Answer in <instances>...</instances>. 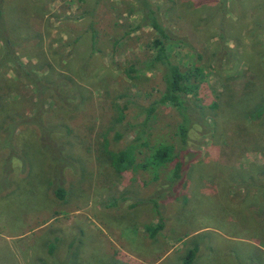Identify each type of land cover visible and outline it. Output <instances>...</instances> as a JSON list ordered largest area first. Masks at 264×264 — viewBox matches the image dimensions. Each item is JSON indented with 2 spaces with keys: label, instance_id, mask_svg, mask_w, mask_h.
<instances>
[{
  "label": "rangeland",
  "instance_id": "374dc122",
  "mask_svg": "<svg viewBox=\"0 0 264 264\" xmlns=\"http://www.w3.org/2000/svg\"><path fill=\"white\" fill-rule=\"evenodd\" d=\"M198 1L151 0L172 37L186 40L169 45V54L192 75L187 104L210 123L197 118L192 125L179 183L170 180L172 164L119 174L102 158L104 139L116 151L133 138L112 143L115 102H131L125 120L133 122L132 102L148 105L162 89L158 69L143 68L135 80L125 75L150 57L155 36L150 27L136 28L134 2L5 1L21 63L41 82L60 86L40 98L44 125L54 130L48 139L69 161L60 181V152L41 149L34 125L16 130L19 156L7 180L13 185L0 193V264H181L193 247L192 264H264V189L245 187L241 173L264 167V117L246 112L264 94V9L253 8L262 0H226V12L219 0ZM37 91L13 67L0 70V98L22 115L35 112ZM7 113L0 110V126ZM180 123L175 109L159 108L151 144L178 152ZM150 154L143 150L139 161ZM56 183L64 200L53 194ZM159 220L162 228L150 238L147 229Z\"/></svg>",
  "mask_w": 264,
  "mask_h": 264
},
{
  "label": "trees",
  "instance_id": "16d2710c",
  "mask_svg": "<svg viewBox=\"0 0 264 264\" xmlns=\"http://www.w3.org/2000/svg\"><path fill=\"white\" fill-rule=\"evenodd\" d=\"M6 0H0V70H5L7 67H13L17 73L27 77V80L33 85V87L38 90L36 96V109L35 112L27 117L22 115L19 111L17 112L13 109L14 102L5 101V97L2 99L3 105H0V110L9 108L11 114L7 113L5 117V123L0 126V154L2 153V159L0 160V177H3V182L0 183V193L8 191L12 188L13 183L7 181L11 176L12 172V161L15 157L19 156L16 151L14 141L16 139V130L20 126L34 125L38 128L41 134L40 143L42 145L41 149L44 152L48 150H55L60 152L59 161H61V166L64 167L60 170L57 177H61L62 181V172L65 169L69 161L68 155L65 153L64 147L55 146L51 143V140L48 139L49 136L54 132L53 128L44 125V115L45 109H43V99L40 98L44 95L45 90L52 89L57 92L59 90L57 84L48 85L41 82L38 78V75L35 70H30L27 65L22 64L20 61V56L15 50L16 45V31L17 29L12 26H8L5 15H4V3ZM136 8L140 12V22L136 26L137 29L141 27H150L154 32L155 36L151 41V55L147 59L143 60L140 63L130 64L126 70L125 75L130 80H135L139 76V72L143 68L148 69H158L161 73V91L157 99L151 101L148 105H137L132 102L137 110L135 119L133 122L125 120V112L130 108L131 102L119 104L115 102L116 108V118L114 119L115 130L113 137L111 139L113 144H118L123 140L124 137L133 134V138L120 150H112L110 142L104 139L102 144V158L104 163L108 164L110 167L115 169L117 173L121 174L127 170L133 169H145L147 167H163L166 164H172V175L170 180L177 183L182 181L184 176V170L187 169V163L183 161L185 154H188V140L191 132L192 125L196 122L197 118L200 120L206 121V115L204 112L198 111L199 115H194L193 108L187 104V96L191 93V83L189 79L191 78L190 73H185L181 70V67L178 63H175L169 54V45L186 43V40L177 37L174 39L172 32L165 26L163 17L161 14V8L159 5H154L151 0H132ZM209 1V0H208ZM205 0H200L197 3L203 4ZM221 8L226 12L225 3L226 0H219ZM259 5H254L253 8L264 9V0L258 1ZM262 2V4H261ZM136 30V29H135ZM95 33L92 32L91 36V45L92 47L96 46ZM225 48H223V51ZM218 59L221 57L220 54H217ZM36 70L39 71L40 68L35 65ZM260 70L264 73V54L260 55L259 61ZM197 69L193 68L192 72L194 73ZM62 87V85H61ZM59 99H65V95H58ZM0 103V104H1ZM162 107H171L177 111L181 116V123L178 126V136L180 141V149L175 151L173 146L161 144L154 147L151 144V121L154 118L157 110ZM253 108L246 109L247 114L254 109L253 118L259 119L264 117V94H261L260 98L253 101ZM196 112V111H195ZM206 117V118H205ZM204 121V122H205ZM210 125L209 122H205ZM144 151H151V154L148 158L143 161H139L138 155L143 154ZM50 152V151H49ZM244 173L245 187H254L257 189H264V167H249V170L242 171ZM169 181V180H168ZM247 184H249L247 186ZM53 194L64 200L66 196V191L63 189L62 184H55V189H53ZM256 197V196H255ZM258 198V197H257ZM247 197L241 199L243 205L246 204ZM245 209H248L244 207ZM264 215V212L261 214ZM162 220H159L158 223L153 228H148L149 237L153 238L162 228ZM197 254V248L193 247L189 249L181 264H192Z\"/></svg>",
  "mask_w": 264,
  "mask_h": 264
}]
</instances>
